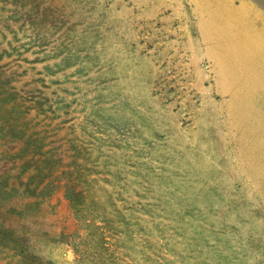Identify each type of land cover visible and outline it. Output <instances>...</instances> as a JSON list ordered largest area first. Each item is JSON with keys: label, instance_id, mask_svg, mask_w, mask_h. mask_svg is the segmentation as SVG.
<instances>
[{"label": "rangeland", "instance_id": "374dc122", "mask_svg": "<svg viewBox=\"0 0 264 264\" xmlns=\"http://www.w3.org/2000/svg\"><path fill=\"white\" fill-rule=\"evenodd\" d=\"M200 6L0 0V264H264V55Z\"/></svg>", "mask_w": 264, "mask_h": 264}, {"label": "crops", "instance_id": "0c3cea01", "mask_svg": "<svg viewBox=\"0 0 264 264\" xmlns=\"http://www.w3.org/2000/svg\"><path fill=\"white\" fill-rule=\"evenodd\" d=\"M190 1L201 5L200 10L209 27L216 29L217 34L228 37L226 41L228 44L231 42L233 51H245L247 45H255L256 51L264 55V8L255 0ZM259 58L264 59V56ZM259 82L252 80L249 85Z\"/></svg>", "mask_w": 264, "mask_h": 264}]
</instances>
